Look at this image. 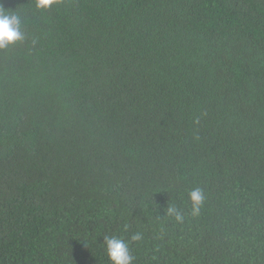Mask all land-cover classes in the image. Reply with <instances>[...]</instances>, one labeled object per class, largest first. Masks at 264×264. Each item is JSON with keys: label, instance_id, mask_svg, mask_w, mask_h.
<instances>
[{"label": "trees", "instance_id": "1", "mask_svg": "<svg viewBox=\"0 0 264 264\" xmlns=\"http://www.w3.org/2000/svg\"><path fill=\"white\" fill-rule=\"evenodd\" d=\"M0 5V264H264V0Z\"/></svg>", "mask_w": 264, "mask_h": 264}, {"label": "clouds", "instance_id": "2", "mask_svg": "<svg viewBox=\"0 0 264 264\" xmlns=\"http://www.w3.org/2000/svg\"><path fill=\"white\" fill-rule=\"evenodd\" d=\"M53 3H55V0H35V7L37 9H46ZM24 38L22 20L19 13L9 11L0 5V49H4L13 42ZM188 196L191 202V214L196 216L199 214L204 200L202 190L194 188L188 192ZM167 214L174 216L177 221L183 219V216L174 205L167 208ZM140 239L141 235L139 233H135L130 237L131 241H139ZM102 243L112 264H132L134 257L130 253L129 241L113 235L104 236Z\"/></svg>", "mask_w": 264, "mask_h": 264}]
</instances>
